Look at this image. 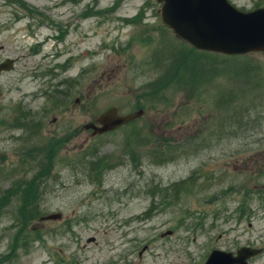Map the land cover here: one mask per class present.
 <instances>
[{
  "label": "rangeland",
  "instance_id": "374dc122",
  "mask_svg": "<svg viewBox=\"0 0 264 264\" xmlns=\"http://www.w3.org/2000/svg\"><path fill=\"white\" fill-rule=\"evenodd\" d=\"M161 7L0 0V61L17 59L0 72V264H204L264 247V90L244 89L264 77V52L195 49ZM139 104L117 131L85 128ZM47 169L26 198L21 181Z\"/></svg>",
  "mask_w": 264,
  "mask_h": 264
},
{
  "label": "water",
  "instance_id": "95a60500",
  "mask_svg": "<svg viewBox=\"0 0 264 264\" xmlns=\"http://www.w3.org/2000/svg\"><path fill=\"white\" fill-rule=\"evenodd\" d=\"M159 1H164L163 20L198 48L226 54L264 51V7L244 12L228 0ZM13 67V59H7L0 65V69ZM142 113L141 110L121 115L116 108H112L98 118L102 126L92 123L87 127L94 128L96 132L112 130ZM259 252L261 249L242 247L238 256H234L231 252L214 250L205 264H249L248 258Z\"/></svg>",
  "mask_w": 264,
  "mask_h": 264
},
{
  "label": "trees",
  "instance_id": "16d2710c",
  "mask_svg": "<svg viewBox=\"0 0 264 264\" xmlns=\"http://www.w3.org/2000/svg\"><path fill=\"white\" fill-rule=\"evenodd\" d=\"M252 86H257L258 88H260V89H262V90H264V77H262L258 82H257V84H254V83H252V82H249L248 83V86H244V89H247L248 87H252ZM15 121L16 122H18L19 124H20V121H18L17 119H15ZM229 124H231L230 122H229ZM136 146L137 147H142L141 149V151L140 150H138V152H139V154H138V156L140 155V154H143V148H145V147H143L144 146V144H143V141L142 140H138V138L136 139ZM148 146V144H146V147ZM43 147H45V149L47 148L48 149V147H47V143H45L43 146H42V148ZM132 149V152H135V151H137V149H135L134 147H132L131 148ZM40 150V153H42V150H44V148L43 149H39ZM46 153H47V151H46ZM50 174V169H47L45 172H38L36 175H35V177L32 179H30V178H28V179H26V178H24L22 181H21V184L25 187V196H26V198H28V197H30V198H35L36 196H37V192H38V186H39V184H37V180L39 179V178H41V177H44V176H47V175H49ZM242 207H244V205L242 206ZM28 210H31V211H33V213L35 214V215H37L39 212H40V207L39 206H37V207H27V208H23V212L24 213H28Z\"/></svg>",
  "mask_w": 264,
  "mask_h": 264
}]
</instances>
